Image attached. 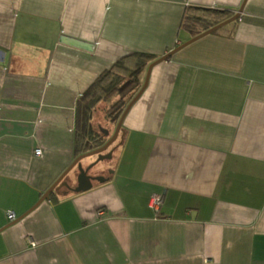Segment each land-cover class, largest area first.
Instances as JSON below:
<instances>
[{
    "label": "crops",
    "instance_id": "obj_1",
    "mask_svg": "<svg viewBox=\"0 0 264 264\" xmlns=\"http://www.w3.org/2000/svg\"><path fill=\"white\" fill-rule=\"evenodd\" d=\"M242 3L153 66L104 182L37 204L83 154L76 102L101 72L192 38L187 8ZM0 264H264V0H0Z\"/></svg>",
    "mask_w": 264,
    "mask_h": 264
},
{
    "label": "trees",
    "instance_id": "obj_2",
    "mask_svg": "<svg viewBox=\"0 0 264 264\" xmlns=\"http://www.w3.org/2000/svg\"><path fill=\"white\" fill-rule=\"evenodd\" d=\"M232 15V12L225 9L190 7L185 11L182 25L188 27L191 35L195 36ZM196 26L200 28L196 30ZM154 59L155 56L151 54L131 52L101 72L81 93L76 102L74 127L76 155L95 149L107 141L108 136L103 134L100 126L94 125L93 121L98 104L116 98L104 111V118L116 124L128 102L140 89L141 74ZM112 145L113 143L109 147Z\"/></svg>",
    "mask_w": 264,
    "mask_h": 264
},
{
    "label": "water",
    "instance_id": "obj_3",
    "mask_svg": "<svg viewBox=\"0 0 264 264\" xmlns=\"http://www.w3.org/2000/svg\"><path fill=\"white\" fill-rule=\"evenodd\" d=\"M243 9V3L241 4V6L238 8V10H236V12L230 16L229 18L221 21L220 23L211 26L210 28L196 34L195 36H193L192 38L182 42L181 44H179L178 46H176L175 48L171 49L170 51H168L167 53H165L164 55L160 56L159 58L155 59L154 61H152L146 69V73H145V77H144V81L142 86L140 87V89L136 92V94L132 97V99L128 102V104L126 105V107L124 108L123 112L121 113L120 117L118 118V121L116 123V128L112 134V136H110V138L101 146L92 149L88 152H85L79 156H77L64 170L63 172L59 175V177L53 182V184L42 194V196L40 197L39 201L37 204H39L41 201L49 198V195L52 191H54L55 189L62 187V186H66V183L63 181V179L75 168L77 171V186L75 188H73L72 190L75 192H80V191H86L88 189H90L93 186L92 183V178L89 177L86 174V171L89 169V167L91 165H93L96 161L102 159V158H110L112 153L111 150L107 151V153L103 154L102 152L107 150L108 147L115 141V139L117 138L118 132L121 129V125L123 122V119L125 117V115L127 114V112L129 111V109L131 108V106L139 99V97L141 96V94L143 93V91L145 90L148 80H149V76L151 73V70L153 68V66L157 65L158 63L168 59L172 54H174L176 51L180 50L182 47L188 45L189 43L193 42L194 40L207 35L209 33L214 32L215 30L223 27L224 25L235 21L236 19L239 18L240 13ZM101 132H103V134H108V130H103L100 129ZM93 155H97V159L93 162V164H91L90 166L87 167H83L81 164V159L85 158V157H89V156H93ZM97 180L99 182H104L106 180V178H97Z\"/></svg>",
    "mask_w": 264,
    "mask_h": 264
},
{
    "label": "rangeland",
    "instance_id": "obj_4",
    "mask_svg": "<svg viewBox=\"0 0 264 264\" xmlns=\"http://www.w3.org/2000/svg\"><path fill=\"white\" fill-rule=\"evenodd\" d=\"M115 100H116V98H112V100L109 102H100L98 104L96 110H95V114H94V118H93L94 125H99L101 127L100 129H103V130H106L107 128L110 130L112 129L111 134H113V132L116 128V124H114V123H112V122H110L104 118V111ZM120 139H121V136L117 137L115 139V141L113 142V146H114L113 148H114L115 152L113 151L114 154H112L110 158H102V159L96 161L93 165H91L89 167V177L92 178L93 186L100 184L99 181L97 180V178H107L108 176L111 175V173L115 167V164L117 162V159H118L117 156H118L119 151H118V145H116V144H118V141H120ZM113 148L110 149L111 153H112ZM115 148H116V150H115ZM96 159H97V156L93 155V156H89L88 158H86L84 160H88L89 165H90ZM75 172H76L75 169H73L68 174V177H69V175H72Z\"/></svg>",
    "mask_w": 264,
    "mask_h": 264
},
{
    "label": "built area",
    "instance_id": "obj_5",
    "mask_svg": "<svg viewBox=\"0 0 264 264\" xmlns=\"http://www.w3.org/2000/svg\"><path fill=\"white\" fill-rule=\"evenodd\" d=\"M34 154L36 156H40L42 154L41 148H36L34 150ZM164 195L163 193H152L149 198V207L155 211L158 212L163 204ZM7 218L9 221H13L15 219V215L12 212H7Z\"/></svg>",
    "mask_w": 264,
    "mask_h": 264
},
{
    "label": "flooded vegetation",
    "instance_id": "obj_6",
    "mask_svg": "<svg viewBox=\"0 0 264 264\" xmlns=\"http://www.w3.org/2000/svg\"><path fill=\"white\" fill-rule=\"evenodd\" d=\"M110 138V137H109ZM108 138V139H109ZM107 139V140H108ZM109 148V147H108ZM107 151H108V149L107 150H105V151H103L102 153L103 154H105V153H107ZM95 156V155H94ZM97 156V155H96ZM91 164H93V163H91ZM90 164V165H91ZM90 165H88V166H90ZM75 171H76V169H75ZM86 174L89 176V169L86 171ZM76 177H77V171L73 174V179H71V178H69L68 177V175L63 179V181L66 183V186H63V189L64 190H67V189H73V188H75L76 186H77V180H76ZM92 183H93V181H92Z\"/></svg>",
    "mask_w": 264,
    "mask_h": 264
}]
</instances>
